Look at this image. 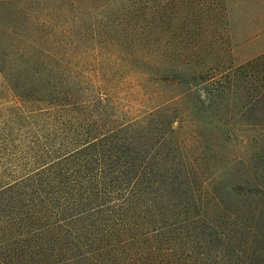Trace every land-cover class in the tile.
Listing matches in <instances>:
<instances>
[{
    "label": "trees",
    "instance_id": "obj_1",
    "mask_svg": "<svg viewBox=\"0 0 264 264\" xmlns=\"http://www.w3.org/2000/svg\"><path fill=\"white\" fill-rule=\"evenodd\" d=\"M52 1L0 40V264H264V53L203 68L207 46L172 50L153 9L225 22L229 0ZM132 80L157 102L124 119ZM234 129L248 156L226 162Z\"/></svg>",
    "mask_w": 264,
    "mask_h": 264
},
{
    "label": "rangeland",
    "instance_id": "obj_2",
    "mask_svg": "<svg viewBox=\"0 0 264 264\" xmlns=\"http://www.w3.org/2000/svg\"><path fill=\"white\" fill-rule=\"evenodd\" d=\"M26 1V4L23 6L20 4L15 5L13 0H0V40L2 42H6L8 39L6 38V31L12 21L10 15L13 9L62 8L60 3L52 0ZM91 1L101 2V0ZM153 9L157 20L162 23V26L163 23L166 25L163 31L172 50L177 45H180L178 44L179 40L185 42V44L192 45L199 42L207 46L206 52L202 55L201 67L203 68L207 66L215 67L217 65L225 67L232 64L238 65L264 53V0H229L228 8H225V22H222L221 16L224 8ZM164 10L167 14L164 16L163 21H161ZM178 12L179 14H175ZM157 23L159 24V22ZM163 31L157 28L153 34L155 39H153L156 41L159 38H163ZM220 34L223 36H219ZM206 35L208 37H205ZM174 63L175 61H172L170 65L176 66ZM118 88L121 94L118 103L121 104V116L124 119L140 116L142 112L152 108L156 104L154 102H157L153 100L154 97L147 96L145 91L143 94V88L139 86L137 80L126 81L124 84L121 83ZM158 88L161 93L169 97L185 90L184 87L174 88L168 85H162ZM13 100L7 82L0 73V106H13ZM224 119L226 117H223ZM206 122L208 120L203 119L200 124H206ZM234 132L236 133H231L233 135L232 144L228 149L226 148V153H228L226 162L236 160L241 154L248 156L246 140L249 138V135L244 133L243 130L238 132V129H234ZM215 138L218 140L217 135ZM205 164V167L208 168L209 161L206 160ZM5 166L6 164L0 169ZM231 168V171H237L240 166L233 164ZM206 173L208 174V170ZM228 178L230 177L227 176L224 178L225 180L219 178L216 181H212V186L214 189L218 188L219 190L221 183L224 181L228 182Z\"/></svg>",
    "mask_w": 264,
    "mask_h": 264
}]
</instances>
